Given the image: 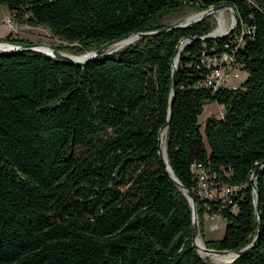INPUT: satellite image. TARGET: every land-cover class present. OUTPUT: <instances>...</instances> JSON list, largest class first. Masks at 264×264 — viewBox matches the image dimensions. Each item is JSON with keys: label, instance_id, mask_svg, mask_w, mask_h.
Returning <instances> with one entry per match:
<instances>
[{"label": "trees", "instance_id": "1", "mask_svg": "<svg viewBox=\"0 0 264 264\" xmlns=\"http://www.w3.org/2000/svg\"><path fill=\"white\" fill-rule=\"evenodd\" d=\"M18 24L48 28L73 55L125 36L156 32L83 67L32 51L0 53V264H208L192 243V209L158 154L204 214L226 223L205 246L239 252L230 264H264V0H0ZM228 4L239 23L208 36L203 20L174 29L186 10ZM187 43L177 64L176 47ZM239 39L241 41H239ZM11 44H32L16 37ZM234 52L247 77L212 93L198 87L202 61ZM173 98L172 105L170 104ZM216 104L202 129L204 106ZM171 105V106H170ZM171 107V111L169 113ZM236 187L225 202L196 194L191 166ZM201 235H203L201 233Z\"/></svg>", "mask_w": 264, "mask_h": 264}, {"label": "water", "instance_id": "2", "mask_svg": "<svg viewBox=\"0 0 264 264\" xmlns=\"http://www.w3.org/2000/svg\"><path fill=\"white\" fill-rule=\"evenodd\" d=\"M222 9H226V10L228 9V10H230L231 13H232V15H233V18H234V23L232 24V26L229 29V31L226 32V33H223L221 36H213L210 33L208 36H206L205 38H201V39H208V38L217 39V38L226 37V36H228L229 34H231L234 31V29L236 28L237 24L239 23V19H238V16H237L235 10L230 5H228V4H224V5H220V6H217V7L211 8V9H208V10L204 11L203 12L204 15H201L199 18L194 19V20H188V21H186L185 23H182V24H177V25L173 26L172 28H174V29H189V28L193 27L194 25H196L197 23L203 21L209 15H212L214 13H217L219 10H222ZM154 34H156V32L136 34V35H133V36L135 38H138L139 39V38H142L144 36L154 35ZM131 36L132 35L125 36L123 38H120V39H117V40H114V41H110V42L104 44L100 49H98V50H96L94 52H91V53H88L87 55H85V60L83 62L74 60L72 55H69L67 53H63L61 51L55 50L53 48H50V47H48L46 45H42V44H24V43H21V44H11V43H7V42H0V44L8 45V46L14 48L13 50H9V51H3V52L0 51V53H2V54H5V53H15V52H20V51L38 52V53H43L45 55H48L51 58L57 59L58 61L63 62L65 64H68V65H71V66H80V67H83L86 63L92 61L94 58L99 57V56H101L104 53H108V50L109 49L115 47L122 40L131 38ZM192 40H195V38H184V39H182L179 42L178 46L176 47L175 55H174L173 61H172V72H173V74H172V95H174L175 88H176L177 64H178V61H179V57H180V55H181V53L183 51V49L180 50V47L182 46V44H184V43L187 44V43H189ZM41 48H43V50ZM46 50H48V52H46ZM175 60L177 61L176 63H175ZM172 103H173V98H171V101H170V104L171 105H172ZM170 111H171V107H170L169 113H170ZM167 127H168V124L165 125V127H163L160 130V133H159L158 154H159V157H160V161L165 166L166 171L168 173H170L171 179L178 186V188L180 189V191H182L183 194L187 197L188 202H189V204L191 206L192 216H193V218H192V223H193L192 243H193V246L195 247V249L197 250V253L200 256L199 247L197 246V244L195 242L196 238L199 236V223H198V216H197V208H196V204H195V199L193 198V196L191 195V193L174 176V174H173L170 166L168 165L167 157L165 158L164 155H163V153H162V149H161V134L163 132H165V133L167 132ZM260 171H264V163H260V164H257L256 165V169L254 170V172L252 174V177L250 179V181L252 183V187H253V192H254V195H255V199H256L255 200V207H256V213H257L258 222H259L258 223L259 231H260V228H261V222H260L261 221V214H260V206H259V203L257 201L259 195H258V192H257L256 182H257V179H258V176H259ZM257 242H258V236L253 240V242L251 243V245H249L248 247L242 249L239 252L219 251V250L209 249L207 247H205V251L204 252H206V254L208 256L209 255H225V254H231V256H233L232 257V262H233L237 258H239V257L243 256L244 254H246L250 249H252L257 244Z\"/></svg>", "mask_w": 264, "mask_h": 264}, {"label": "rangeland", "instance_id": "3", "mask_svg": "<svg viewBox=\"0 0 264 264\" xmlns=\"http://www.w3.org/2000/svg\"><path fill=\"white\" fill-rule=\"evenodd\" d=\"M5 13H6V15H5ZM7 13H9L7 8L0 4V23L2 22V20L10 17V19L12 20L13 26H14L15 30L17 31V33H10L7 31L8 34L3 37V35L5 33V28L1 26L0 27V39H5L8 37L15 39L16 37H18V38L26 40L32 44H42V45H46V46L53 48V49L57 48L59 46H68V44L63 43V42L59 41L57 38H55L52 35V33L49 31L48 28H44L41 26L35 27V26H28V25H24V24L23 25L18 24L15 21V19L10 15V13L9 14H7ZM201 15H204V13L186 10L180 14L174 15L173 17L169 18L167 20V24H176V25L182 24L188 20L197 19ZM4 16H6V18ZM205 20H208V22L212 25L213 30H212L211 34L213 36H221L223 33L228 32L229 29L231 28L232 24L234 23L233 15H232L231 11L228 9L227 10L225 9V14L224 13L223 14L214 13V14L206 17L204 19V21ZM131 38H133L134 41H132L131 43L124 45V46H120L119 44H117L115 47L109 49L108 53L123 49V48L129 46L130 44H133L138 39V38H135L134 36H131ZM61 52L72 55L73 57L74 56L75 57H85V55H87L88 53H91V52H87V53L81 54V55H73L71 53L64 52V51H61ZM240 85L241 84L239 82H237L236 80H233V79L230 80L229 83L225 84V86H232V87H236V86L239 87ZM222 113H223L222 107H220L214 103L205 105L203 113L199 117L202 129H203L204 123L208 117H210V116L220 117L222 115ZM203 220H204L203 230L200 231V228H199V238L202 240L203 244L205 245L206 241L221 240L224 236V232L226 229L225 221L222 220V218L217 217L216 215H208V214H204ZM201 233L203 235H201ZM200 256L208 264H230L232 262V258L227 262H221V261H218L215 257H213L211 255L208 256V255L200 253Z\"/></svg>", "mask_w": 264, "mask_h": 264}, {"label": "built area", "instance_id": "4", "mask_svg": "<svg viewBox=\"0 0 264 264\" xmlns=\"http://www.w3.org/2000/svg\"><path fill=\"white\" fill-rule=\"evenodd\" d=\"M1 26L10 33H17L10 17L2 20L0 23ZM239 41L241 40L239 39ZM202 63L206 68V74L198 87L208 89L212 93H215L221 88H235L225 86V84L229 83L232 79L240 80L242 78L243 72L241 65L237 63L233 51L213 52L209 56H205ZM191 169L197 179L196 194L204 201L223 200L225 202L229 199V196L234 195L238 190L236 187H231L218 181L216 182L215 175L209 173L201 165L193 164Z\"/></svg>", "mask_w": 264, "mask_h": 264}, {"label": "bare ground", "instance_id": "5", "mask_svg": "<svg viewBox=\"0 0 264 264\" xmlns=\"http://www.w3.org/2000/svg\"><path fill=\"white\" fill-rule=\"evenodd\" d=\"M217 13H220V14H225V9H222V10H219ZM133 40V38H128V39H125V40H122L121 42H119L118 44L120 46H124V45H127L129 43H131ZM186 44H182V46L180 47V50H182L184 48ZM14 48L13 47H10L8 45H3V44H0V51H9V50H13ZM43 50V48H41ZM45 51V50H44ZM46 52H48V50H46ZM74 60H77V61H80V62H83L85 60V57H73ZM177 60V59H176ZM175 60V63L177 62ZM165 132H163L161 134V149H162V153L164 155V157L166 158V153H165ZM197 246L199 247V252L201 254H206L205 251V245L203 244L202 240L199 238V236L196 238L195 240ZM213 257H215L218 261H221V262H227L229 261L233 256H231V254H225V255H211Z\"/></svg>", "mask_w": 264, "mask_h": 264}, {"label": "crops", "instance_id": "6", "mask_svg": "<svg viewBox=\"0 0 264 264\" xmlns=\"http://www.w3.org/2000/svg\"><path fill=\"white\" fill-rule=\"evenodd\" d=\"M7 14H9V13H7ZM5 15H6V13H5ZM11 15V14H10ZM12 16V15H11ZM5 18H6V16H4ZM8 34V32H7V30H5V33H4V35H3V37L4 36H6ZM2 38V37H1ZM246 77H247V75H246V73H242V78L240 79V80H236L237 82H239L240 84H242L243 83V81L246 79ZM237 87V86H236ZM235 87V88H236Z\"/></svg>", "mask_w": 264, "mask_h": 264}]
</instances>
